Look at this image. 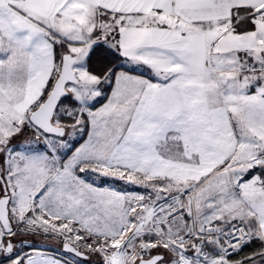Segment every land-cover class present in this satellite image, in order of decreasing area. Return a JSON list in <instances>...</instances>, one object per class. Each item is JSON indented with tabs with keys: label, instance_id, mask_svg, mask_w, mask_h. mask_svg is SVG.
Wrapping results in <instances>:
<instances>
[{
	"label": "snow or ice",
	"instance_id": "obj_1",
	"mask_svg": "<svg viewBox=\"0 0 264 264\" xmlns=\"http://www.w3.org/2000/svg\"><path fill=\"white\" fill-rule=\"evenodd\" d=\"M0 264H264V0H0Z\"/></svg>",
	"mask_w": 264,
	"mask_h": 264
}]
</instances>
